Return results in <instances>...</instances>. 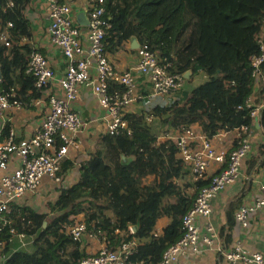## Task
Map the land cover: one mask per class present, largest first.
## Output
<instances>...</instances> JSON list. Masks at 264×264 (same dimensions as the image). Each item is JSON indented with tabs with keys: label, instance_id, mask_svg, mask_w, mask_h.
Wrapping results in <instances>:
<instances>
[{
	"label": "trees",
	"instance_id": "16d2710c",
	"mask_svg": "<svg viewBox=\"0 0 264 264\" xmlns=\"http://www.w3.org/2000/svg\"><path fill=\"white\" fill-rule=\"evenodd\" d=\"M10 1L14 7L3 12L7 0H0V22L2 26L12 23L9 40L14 44L10 48L0 44V93L27 102L40 96L33 77L25 72L28 51L16 45L17 38L30 34L22 16L27 0ZM87 1L101 5L111 25L106 50L135 37L166 57L172 65L170 71L190 72L187 82L205 74L206 80L189 92L179 90L169 96L174 95L169 104L161 102L149 113L166 133L197 124L211 138L220 131L250 125L244 104L252 93L250 59L258 53L255 39L264 17V0ZM125 117L131 133L104 135L97 150L81 165L77 182L63 189L53 204L48 203L44 213L10 206L5 215L10 223L1 235L7 241L2 264H78L86 254L66 234V228L80 215L87 231L104 238L110 247L120 241L115 231L129 232L128 227L136 225L133 235L144 242L129 257V264H157L163 252L181 238V217L194 198L183 197L174 182L183 175V163L176 158V141L157 143L143 115ZM72 167L71 162H63L61 175ZM148 175L158 177L156 188L141 183ZM193 185L198 192L209 185V179ZM164 215L170 222L161 235L154 236L156 221ZM10 227L15 231L13 236L24 235L26 248L8 246V238L13 237Z\"/></svg>",
	"mask_w": 264,
	"mask_h": 264
},
{
	"label": "built area",
	"instance_id": "2783aa9c",
	"mask_svg": "<svg viewBox=\"0 0 264 264\" xmlns=\"http://www.w3.org/2000/svg\"><path fill=\"white\" fill-rule=\"evenodd\" d=\"M45 1L48 8L47 37L50 44L63 54L65 69L62 75H57L45 56L34 47H29L25 72L33 77V86L42 96L35 100V104H44L45 110L41 124L29 138L18 139L16 133L10 130L0 142V250L7 243L1 239V235L3 228L10 223L5 218L10 212V206L25 195L34 194L44 179L60 185L62 163L71 151H77L82 146L78 135L85 124L73 107L81 87L89 88L105 109V134L118 136L122 132L131 133L125 117L126 109L145 98L138 90L139 76H144L150 83L151 96H170L181 90L185 82L183 74L170 71L172 65L168 59L151 50L146 43L140 44L136 49L135 68L117 72L105 47L106 35L111 25L106 20L105 10L101 5L87 4L88 25L82 37V29L74 18L68 1ZM97 1L101 4L103 0ZM14 5V2L7 0L2 8L3 12ZM0 23V42L10 48L14 45L9 40L12 23L7 22L6 26H2V21ZM25 39V36H21L16 39V43H23ZM255 40L258 53L250 59L252 93L244 104L252 120L264 110V101L255 95L264 90V17ZM115 85L120 86V89H113ZM53 86H56L55 90ZM22 105L18 99L0 93V112L19 109ZM235 130V146L229 153L216 150L211 138L198 134L191 127L179 132L174 138L177 156L190 168L194 181L209 179V185L196 193L192 206L181 217V238L163 252L157 264H173L185 252L198 254L206 247L215 246L217 232L209 225L202 232L197 220L207 218L211 213V201L238 180L242 163L251 151L247 126L243 125ZM13 160L17 161V165L9 168ZM225 164L224 169L208 177L207 173L212 165ZM260 211L264 213L263 186L260 195L250 205L237 209L235 220L245 228L251 216ZM262 222L264 225V217ZM8 232L12 236L15 233L12 227ZM66 234L80 245L88 236L99 239L96 233L87 231L82 219L67 227ZM19 235L23 237V234ZM10 239L11 237L8 241ZM136 248L134 239L122 240L113 248L103 238L101 246L95 252L87 254L78 264H129V257L135 253ZM216 251L227 264H264L261 253L248 252L239 245L226 250L217 247Z\"/></svg>",
	"mask_w": 264,
	"mask_h": 264
},
{
	"label": "crops",
	"instance_id": "0c3cea01",
	"mask_svg": "<svg viewBox=\"0 0 264 264\" xmlns=\"http://www.w3.org/2000/svg\"><path fill=\"white\" fill-rule=\"evenodd\" d=\"M65 1L71 4L75 19L77 11H81L82 9L86 11V6L88 4L87 0ZM22 16L27 22L30 34L29 36H25L26 39L23 43L17 42L16 45L20 49H26L28 51L27 57L29 55V47H34L45 56L56 74L59 76L62 75L65 69V58L59 49L50 44L47 37L48 8L46 1L27 0L22 6ZM80 27L82 29V37H84L86 26L80 25ZM132 40V38L129 39L111 51L107 50L108 57L117 72L131 70L136 66L137 48ZM0 44L2 43L0 42ZM135 74L138 76L137 73ZM188 79H185V81L187 82ZM137 83L139 92L143 94L145 98L139 103L128 107L126 109V115H143L146 124L154 130L157 143L173 140L179 132L171 131L166 133V129L163 128L161 124L157 123L149 113L161 102L169 104L175 94L171 97L151 96V85L144 76H139ZM192 87H195V85ZM192 87L189 89L183 88L181 90L182 92H189ZM55 89L56 86H53V90ZM255 95L259 97V99L262 98L264 101V90L256 92ZM39 97L41 98L42 96ZM38 98H31L27 102L22 101V108H12L0 112V142L6 138L10 130L16 133L18 139H26L34 134L41 124L45 110L44 104H35V100ZM73 107L79 113L85 124L83 130L78 135V139L82 143L81 148L77 151H71L65 160L71 162L73 167L62 174V183L60 185L55 184L51 180L44 179L34 194L25 195L15 202L14 205L18 207H28L32 210L44 213L47 210V208L43 209L45 205L47 206L48 203L53 204L63 189L69 188L77 182L81 165L88 160L91 153L97 150L101 138L106 135L107 113L105 109L99 104L97 97L94 96L87 87H81L79 89ZM190 127L195 132H198V134L204 135L197 124L191 125ZM247 130L250 136L251 151L242 163L240 177L235 183L227 186L211 201L210 215L207 218H200L197 220L202 232L205 231L206 225L211 226L214 231L217 232L218 240L214 243L215 246L206 247L198 254L185 252L181 254L173 264H227L221 257V254L217 253L216 249L217 247H221L226 250L235 245L241 246L248 252H259L264 258V225L262 222L264 213L260 211L252 215L248 226L245 228L235 220V212L237 209L244 205H250L260 195L261 187H264V110H261L258 117L254 120L251 119V123L247 126ZM236 136L237 132L234 129L230 131H220L211 137V139L216 150L229 153L235 146ZM176 158L179 160L177 154ZM16 165L17 161L13 160L9 168H14ZM225 166L226 164L223 166L212 165L207 173L208 177L220 172ZM1 175L2 172L0 171V176ZM174 182L182 190L181 195L183 197L188 199L195 198L197 191L193 183L196 181H194L191 175L190 168L184 163L183 175L174 179ZM141 183L156 188L159 184V179L155 175H148L141 180ZM55 196V201L51 202L52 200L49 199ZM80 219H83L81 215L77 217L75 222ZM169 222L170 218L165 215L157 219L153 235H161ZM128 229L129 232L115 231V234L120 237L119 242L122 240L134 239L137 243V247L143 244L144 240H138L133 235L135 231H133L132 226H129ZM130 230H132V233ZM24 239L25 238L21 237L19 234L13 236L8 241V246H12L13 249L26 248L28 243ZM119 242L111 246L115 248ZM101 244L102 240L90 238L88 236L84 238V241L80 245V250L86 255L91 254L95 252ZM107 245L109 246L108 243ZM2 250H0L1 263H3V260L6 258ZM135 264L147 263L140 261Z\"/></svg>",
	"mask_w": 264,
	"mask_h": 264
},
{
	"label": "water",
	"instance_id": "95a60500",
	"mask_svg": "<svg viewBox=\"0 0 264 264\" xmlns=\"http://www.w3.org/2000/svg\"><path fill=\"white\" fill-rule=\"evenodd\" d=\"M75 17H76V21H77V23L79 25H81V26H87L88 25L87 12L85 10L82 9L81 11L80 10L77 11ZM132 39H133L132 41L136 45V48H138L140 46L139 41L135 37H133ZM132 47H133V45H132ZM189 74H190V72L184 73L183 74L184 78L188 79L189 78ZM1 78H2V74H1V68H0V80H1ZM122 160L125 161V158L123 156H122ZM132 229H133V231H136L137 226L136 225L132 226Z\"/></svg>",
	"mask_w": 264,
	"mask_h": 264
},
{
	"label": "rangeland",
	"instance_id": "374dc122",
	"mask_svg": "<svg viewBox=\"0 0 264 264\" xmlns=\"http://www.w3.org/2000/svg\"><path fill=\"white\" fill-rule=\"evenodd\" d=\"M204 80H206V76H205V74H203V73H200V75L198 74V75H196L194 78H193V80H192V82H191V84H189V83H187L186 81L184 82V85H183V87H182V89L183 88H187V89H189V88H191L192 86H196V84L198 85L199 83H201V82H203ZM186 86V87H185ZM55 198H56V196L54 197V198H50L49 200H52L51 202H54L55 201ZM44 208H46V205L43 207V209ZM52 217V216H51ZM50 218V217H49ZM82 220H84V219H82Z\"/></svg>",
	"mask_w": 264,
	"mask_h": 264
}]
</instances>
